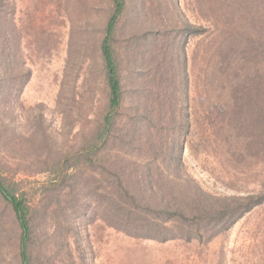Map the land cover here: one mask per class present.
<instances>
[{"label":"rangeland","instance_id":"1","mask_svg":"<svg viewBox=\"0 0 264 264\" xmlns=\"http://www.w3.org/2000/svg\"><path fill=\"white\" fill-rule=\"evenodd\" d=\"M125 1L123 105L92 159L74 154L107 108L111 1L0 0V176L28 191L33 263L264 264V202L227 229L202 223L199 241L164 242L126 234L110 206L117 192L187 209L264 194V0ZM18 236L0 198V264H20Z\"/></svg>","mask_w":264,"mask_h":264},{"label":"trees","instance_id":"2","mask_svg":"<svg viewBox=\"0 0 264 264\" xmlns=\"http://www.w3.org/2000/svg\"><path fill=\"white\" fill-rule=\"evenodd\" d=\"M110 1L112 11L105 24L104 35L100 41L101 61L108 89L107 108L94 137L74 154L76 157L91 156L92 159H99L123 105V89L118 64L114 55V41L117 26L127 5L125 0ZM186 27L188 35L199 32L190 24H186ZM181 83L180 96L182 102L185 103L186 77L181 79ZM181 115V120L185 119V106L181 109ZM62 171L63 169H60L59 172L62 173ZM46 183L47 181L41 182L42 185ZM122 189L129 199L135 200L134 197L128 194L125 187ZM0 198L9 206L19 229V263L34 264L29 249L31 225L28 191L23 188H16L15 183L7 182L0 176ZM120 200L122 201L123 199L120 198L119 193L117 192V195L115 193L110 197V206L113 210L117 209L118 211L121 209L123 211L120 221L126 229L124 231L126 234L161 242L176 239L185 241L197 239L199 241L204 234L202 223L212 224L213 222L214 228L215 226H219V230L227 229L245 212L262 204L264 202V194L249 195L240 199L239 203L232 206L229 204L226 207L218 206L213 209L207 208V203L202 201H196L197 204L193 203L192 209H187L177 205L176 202H173V199L171 201L164 200L161 202L159 208L153 207V209L148 203L141 206L127 203L126 200H123L124 203H121ZM206 211L208 213L212 212V214H204ZM187 212H193V215L188 216L186 215ZM116 217L119 220L117 215Z\"/></svg>","mask_w":264,"mask_h":264}]
</instances>
